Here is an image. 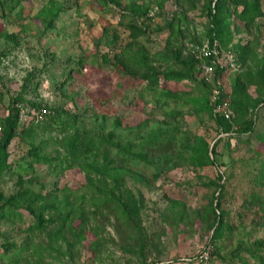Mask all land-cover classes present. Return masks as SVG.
<instances>
[{"label":"rangeland","instance_id":"1","mask_svg":"<svg viewBox=\"0 0 264 264\" xmlns=\"http://www.w3.org/2000/svg\"><path fill=\"white\" fill-rule=\"evenodd\" d=\"M212 1L0 0V123L12 98L68 112L19 120L0 175V206L16 212L0 214V264H264V86L248 82L264 57V15L234 34L239 69L208 75L194 48L208 39ZM154 68L187 78L156 84ZM218 96L234 113L227 131ZM77 132L72 157L63 141ZM201 136L218 142V164L197 170ZM109 189L136 201L135 220ZM216 201L227 224L214 241ZM30 206L42 232L29 229Z\"/></svg>","mask_w":264,"mask_h":264},{"label":"trees","instance_id":"2","mask_svg":"<svg viewBox=\"0 0 264 264\" xmlns=\"http://www.w3.org/2000/svg\"><path fill=\"white\" fill-rule=\"evenodd\" d=\"M263 0H213L211 4L208 7V17L211 21V27L207 33L208 39H218L223 49H230L235 52L236 60L238 64L242 65L241 58L242 51L245 49V46H241L240 43H237L235 45H231L233 42V37L236 31L239 32V28H250L256 20L264 15V9L262 7ZM242 7V8H240ZM56 5L52 7L51 11L49 13H57L60 8ZM44 12L45 10L42 9ZM49 9H47L48 11ZM57 10V11H56ZM134 12L138 13L140 11V8L137 5L133 6ZM54 19H50V24H53ZM237 29V30H236ZM169 46V44H168ZM239 52V53H238ZM162 55L165 58V54L162 53ZM242 56V57H241ZM178 58V55L176 56V59ZM106 62H109V58L106 56ZM261 68L259 69L258 73L256 74V78L252 77V79L248 82H261L264 86V57L260 60ZM237 71V70H236ZM153 74L150 76L152 77L153 81L159 83V80L163 78L164 81H180L185 78H187V74L177 72L171 68V70H158L156 68L152 69ZM223 71L221 69L218 70V74H221ZM238 75H241V73H237ZM240 85V82H239ZM242 85V84H241ZM24 103L22 99L20 98H12L10 101L9 106V113L4 117L3 119V129H2V136L0 138V175L10 168V164H8V146L11 142V140L15 136V130L16 127L19 125V106L18 104ZM32 107H42L45 106L48 109V113L46 114L45 119L42 122H33V124H30V127L44 124L49 118L50 119H62L63 113H68L67 111L59 110L55 107L49 106V105H42V104H36L34 102L28 103ZM24 105V104H23ZM207 106V105H206ZM207 108L210 109V107L207 106ZM216 120L220 127H222L223 130L227 131L230 128V120L225 119L220 114L216 113ZM74 123V125H73ZM69 127L65 128H72L76 126V122H73ZM78 130V128H76ZM262 142L264 144V136L261 135ZM79 139V132L77 134L72 135L65 139V142L63 141V146L66 149V151L73 157L75 155V152L77 151V143ZM97 146V145H96ZM218 142H214L213 144L210 143L205 137L201 136L199 138V142L192 146L191 148V160L192 163L195 165V168L197 170L205 169L209 166H215L217 165L216 155H217V147ZM262 152V151H261ZM37 161L47 162L51 163L48 159H43L39 157H35ZM89 170H93V167H88ZM224 176L220 172L218 173L216 179L220 180V182L223 180ZM257 182L264 187V158L261 161L260 167H258L257 171ZM217 185L220 187L221 190L224 188L223 183H217ZM106 194L111 195L112 199H110L112 202L114 201V206H117L121 210H125L126 214L130 216V220L134 219L136 211V201L134 199H128L123 198L122 196H116L115 192L113 190L109 191L107 190ZM36 198H34L35 201ZM41 202H43L42 199H39ZM33 202V201H32ZM216 207H214V204L212 205L214 208L215 213V220L213 223L214 227V233H213V240H217L222 238L223 236V226L227 224L226 218H225V211L221 209V204H219L218 201H216ZM211 206V208H212ZM42 208L41 211L44 210H52L53 205L48 202H43L41 205ZM30 211L34 214L35 220L32 225L29 226V229L35 230V228L39 229L40 232L46 229L45 223L47 222L46 218H44L43 214L38 213L35 209H33L30 206ZM15 209L10 207L0 206V214L2 216H8L10 214H16L14 211ZM219 211V212H218ZM135 212V213H134ZM55 220V218H53ZM52 220V222H55ZM135 220V219H134ZM135 223V222H134ZM257 248L264 247V239L256 240L255 242ZM10 245V244H9ZM5 252L9 251L8 246L4 249Z\"/></svg>","mask_w":264,"mask_h":264},{"label":"built area","instance_id":"3","mask_svg":"<svg viewBox=\"0 0 264 264\" xmlns=\"http://www.w3.org/2000/svg\"><path fill=\"white\" fill-rule=\"evenodd\" d=\"M194 50L197 52V56L200 60V65L205 74L215 75L218 70L222 71L230 69L236 71L239 69V64L236 60L235 52L230 49H223L218 39H207L201 44L197 45ZM217 98V97H216ZM20 120L24 122H42L46 114L49 112L45 106L32 107L18 104ZM214 110L217 114H220L227 120H232L234 113L231 108L229 99H222L218 96V99L214 102ZM2 131V125L0 124V132ZM209 249H206L200 253L201 260L209 259Z\"/></svg>","mask_w":264,"mask_h":264}]
</instances>
